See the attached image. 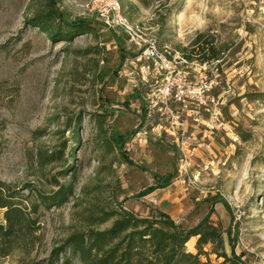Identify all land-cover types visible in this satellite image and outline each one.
<instances>
[{
	"label": "rangeland",
	"instance_id": "374dc122",
	"mask_svg": "<svg viewBox=\"0 0 264 264\" xmlns=\"http://www.w3.org/2000/svg\"><path fill=\"white\" fill-rule=\"evenodd\" d=\"M93 1L57 0L68 17L90 22L67 42L27 21L48 0H0V181L27 204L35 197L26 186L47 196L58 185L72 188L65 204L39 208L30 255L16 251L0 264L47 258L94 198L140 217L163 212L186 229L208 217L227 256L232 250L245 264H264V0H117L156 40L169 70L139 60L120 31L103 28ZM198 33L221 48L219 64L181 57ZM169 83L180 90L163 98ZM112 132L126 137L130 164L105 143ZM60 149L61 161L40 167L41 152ZM163 179L168 186L159 188ZM196 240L187 252L197 253Z\"/></svg>",
	"mask_w": 264,
	"mask_h": 264
},
{
	"label": "trees",
	"instance_id": "16d2710c",
	"mask_svg": "<svg viewBox=\"0 0 264 264\" xmlns=\"http://www.w3.org/2000/svg\"><path fill=\"white\" fill-rule=\"evenodd\" d=\"M29 24L43 32L52 41H71L78 34H85L89 21L73 20L60 11L57 0H48L43 11H36L27 20ZM220 47L212 36L198 33L186 48L180 50L181 57L187 62L200 64H219L222 60ZM79 125L73 129L74 139H78ZM120 155L122 161L130 164L123 154L126 137L115 132L105 140ZM65 147L63 143L61 148ZM73 156V152L71 154ZM63 159L62 149L50 154L41 152L38 156L40 167H46ZM69 168L62 173L65 174ZM169 181L163 179L159 188H166ZM152 186L142 197L156 190ZM28 194L34 195L32 203H25L23 196L16 187L0 181V257H7L19 251L28 257L34 249L39 237L35 215L40 207H57L67 202L71 195L70 185H58L53 195L41 194L26 186ZM79 226H69L66 236L58 246H55L49 256L43 260H30L22 264H212L209 254L222 259L220 264H245L234 255L227 256L223 251L224 240L219 229L213 226L208 217L190 229L176 224L164 213L156 216L140 217L126 209L121 203L99 204L98 199L86 204L80 212L75 213ZM109 223L106 228L102 226ZM227 242L230 241V231L225 232ZM196 240V254L187 252L185 244L190 238ZM208 245L215 246L209 253L204 252ZM219 245V250L216 248ZM223 249V250H222ZM204 256L202 262L200 257Z\"/></svg>",
	"mask_w": 264,
	"mask_h": 264
},
{
	"label": "built area",
	"instance_id": "2783aa9c",
	"mask_svg": "<svg viewBox=\"0 0 264 264\" xmlns=\"http://www.w3.org/2000/svg\"><path fill=\"white\" fill-rule=\"evenodd\" d=\"M93 4L101 26L106 30L120 31L127 43L136 51L139 60L153 61L158 66V70H169V63L158 53L156 40L148 38L144 30L129 22L122 14L117 0H94ZM173 88L180 90L179 86H174L172 83L166 84L163 98L172 96ZM179 97L174 95L177 101ZM186 167H188L187 162L181 164L178 171L180 176L186 175Z\"/></svg>",
	"mask_w": 264,
	"mask_h": 264
},
{
	"label": "crops",
	"instance_id": "0c3cea01",
	"mask_svg": "<svg viewBox=\"0 0 264 264\" xmlns=\"http://www.w3.org/2000/svg\"><path fill=\"white\" fill-rule=\"evenodd\" d=\"M154 191H155V190H154ZM154 191H153V192H154ZM162 213H163V212H162ZM165 215H167V214H165ZM167 216H168V215H167Z\"/></svg>",
	"mask_w": 264,
	"mask_h": 264
}]
</instances>
